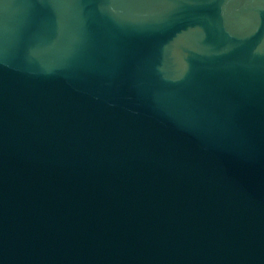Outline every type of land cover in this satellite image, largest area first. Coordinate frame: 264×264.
Returning a JSON list of instances; mask_svg holds the SVG:
<instances>
[{"label":"water","instance_id":"obj_1","mask_svg":"<svg viewBox=\"0 0 264 264\" xmlns=\"http://www.w3.org/2000/svg\"><path fill=\"white\" fill-rule=\"evenodd\" d=\"M0 264H264V0H0Z\"/></svg>","mask_w":264,"mask_h":264}]
</instances>
